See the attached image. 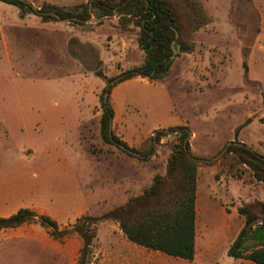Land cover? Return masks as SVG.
<instances>
[{
    "label": "rangeland",
    "instance_id": "374dc122",
    "mask_svg": "<svg viewBox=\"0 0 264 264\" xmlns=\"http://www.w3.org/2000/svg\"><path fill=\"white\" fill-rule=\"evenodd\" d=\"M26 1L39 9L45 5L69 8L88 0ZM176 2L181 25L179 41L193 49L196 29L192 13L184 1ZM237 18L242 53H232L230 37L211 40L218 47L205 49L212 57L222 56L218 60L225 66L215 68L213 61L211 73L216 77L211 79L209 87L196 93L189 82L176 81L172 75L167 80L174 106L172 112L167 110V102L158 87L131 81L128 89H123L121 83L112 88L111 91L117 86L118 90L122 89L119 118L125 121L124 125L131 124L135 134L120 133L113 127L111 131L135 156L100 138L99 96L104 80L99 78L100 84L93 94L83 99L89 115L86 117L85 109H81L82 117L86 118L77 128L66 120L77 108L78 99L73 86L61 76L73 71L77 59L83 58L88 60L87 67L98 68L106 78L117 77L130 69V65L139 66L144 54L137 45V30L131 26L121 30L115 17L100 26L95 25L94 19L84 27L60 21L43 23L39 16L22 14L0 2V35L6 39L12 63L11 72L3 63L0 65V211L8 206L5 200L9 185H5V179H11L13 171L45 167L59 160L68 162L74 169L76 194L86 198L83 208L60 225L70 226L82 216L99 218L141 194L156 175L165 174L176 136L168 134L158 143H152L151 137L171 128L169 125L184 124L193 133L188 140L191 154L199 160L193 260L171 258L134 245L127 241L116 222L106 220L97 224L90 261L92 264H253L226 254L243 227L237 208L264 203V184L221 153L223 146L236 137L264 157V62L251 66L245 74L242 61L256 31V21L252 15ZM247 119L251 122L238 129ZM157 126L167 128L151 131ZM149 152L151 155L146 156ZM252 211L260 219V208L256 206ZM27 237H32L38 246L67 249L68 257H73L76 264L82 246L76 234L64 241H53L45 230L31 225L24 227L21 235H12L14 241L15 238L22 241L17 243L22 246L28 245L24 242Z\"/></svg>",
    "mask_w": 264,
    "mask_h": 264
},
{
    "label": "trees",
    "instance_id": "16d2710c",
    "mask_svg": "<svg viewBox=\"0 0 264 264\" xmlns=\"http://www.w3.org/2000/svg\"><path fill=\"white\" fill-rule=\"evenodd\" d=\"M182 1L192 13L195 29L207 23L197 1ZM0 2L13 6L22 14L39 16L43 23L59 21L51 14L77 27L91 25L88 22L91 19H94L95 25L100 26L105 20L115 17L121 30H127L130 26L137 30V45L144 54L140 66L128 69L114 78H106L99 70L95 71V75L105 83L99 96L100 138L107 144L117 147L121 145L130 150L109 131V124L113 119L109 96L115 85L132 78L163 81L168 75L173 63L171 43L175 40V32H181L176 0H88L69 8L45 5L39 9L33 8L26 0ZM175 44L180 46L179 53H188L192 49L188 44L181 43L179 37ZM243 67L245 70L244 64ZM250 122L251 119L245 120L238 129ZM171 133L176 136V142L167 160L165 174L156 175L149 187L124 205L107 211L99 218L82 216L63 229L48 216H38L29 209H19L7 218H0V231L36 223L48 230L50 237L57 241L76 234L82 243L77 264H92L90 255L97 224L111 220L118 224L128 242L171 258L192 261L196 250L195 203L199 160L191 154L188 141L190 131L186 126L158 131L151 137V142L158 143L161 137ZM228 143V146L227 143L223 146L222 151H225L222 157H230L237 165L249 170L253 179L264 184V157L236 139ZM152 149L153 145L150 152ZM150 152L145 155H151ZM256 206L260 208V219L252 211ZM237 214L243 218V227L228 247L227 257L264 264V203L241 206L237 208Z\"/></svg>",
    "mask_w": 264,
    "mask_h": 264
},
{
    "label": "crops",
    "instance_id": "0c3cea01",
    "mask_svg": "<svg viewBox=\"0 0 264 264\" xmlns=\"http://www.w3.org/2000/svg\"><path fill=\"white\" fill-rule=\"evenodd\" d=\"M195 1L201 5L203 14L206 15L207 23L196 29L194 33V48L188 53H180V56L175 57L168 75L162 82L149 81L145 78L135 77L124 81L121 84L119 83L120 85H123V89H128L131 81L138 84H144L149 87H158V92L164 96L163 98L167 102V110L169 113L172 112V109H174L167 87V80H169L172 75L176 81L189 82L193 91L196 93V90L200 92L201 89L209 87L211 79L216 77L211 73V70L213 69V61L215 68L219 67L222 69L225 66V64H222L218 60L223 59L222 56L212 57L208 53L207 49H205L207 47H218V45L212 43L211 40H215L216 37H230L232 39L233 46L231 48L232 53H242L240 42L241 26H239L237 16L252 15L256 21V31L252 37L250 47L246 50L242 61V68H244V64L246 75L248 74L251 66L258 64L259 62L261 64L264 62V0ZM243 26L246 27L245 25ZM200 50L205 53L200 55L198 53ZM72 56H75L74 52H72ZM72 58L75 59V57ZM228 61L229 55L226 62L227 64ZM99 62H101V60ZM2 63L10 72L12 71L11 56L8 52L6 39L3 35L0 38V65ZM88 64V60L86 62L84 58L83 60L77 59L74 70L68 72L64 76H61V78H66L73 86L74 94L78 99L77 108L72 110L66 120L71 123L72 126H76L77 128L89 115V108L86 104H84L83 99L88 98V96L93 94L94 90L100 84L99 78L95 75V71H97L98 68H89L87 67ZM130 67L133 68L138 66L130 65ZM118 87L119 86H117L114 91H111L109 96L113 110L111 127L114 129L116 128L120 133L129 132L132 135L135 134L132 125H124L125 121L122 120L121 116L119 118L121 109L119 98L122 89L118 90ZM81 109H85L86 117L84 118L82 117L84 115L82 114ZM43 121L45 122L44 118ZM176 126L186 125L173 124L167 127ZM167 127L157 126L151 131ZM190 137H193V133H190ZM238 142L242 143L241 140ZM242 144L246 145L245 143ZM198 171L199 167L197 168L196 196ZM13 173L14 175H12L11 179H5V181H7L5 185H9L6 186V191H9V194L6 196L5 200L8 202V206H3L4 209L0 211V218H7L15 214L19 209H29L38 216L45 215L50 217L57 223L60 229H63L68 228L69 226L62 227L60 224L63 223L66 218L73 216L75 212L83 208L85 204L86 198L76 194L77 185L74 177V169L68 162L64 163L59 162V160H55L45 167L38 166L37 168H18L13 171L12 174ZM32 209H35L36 212ZM31 225H36L42 228L36 223H29L23 224L17 228L3 229L0 231V264H75L73 261L74 258L68 257L67 249L38 246L35 244V240L32 237L25 238L24 242L28 245H18L17 243L22 241H19V238H15L16 240L14 241L12 235H21V231L24 230V227ZM42 229L45 230L50 237L48 230L44 228ZM68 237L64 238L62 241ZM50 238L53 241H57L52 237Z\"/></svg>",
    "mask_w": 264,
    "mask_h": 264
},
{
    "label": "water",
    "instance_id": "95a60500",
    "mask_svg": "<svg viewBox=\"0 0 264 264\" xmlns=\"http://www.w3.org/2000/svg\"><path fill=\"white\" fill-rule=\"evenodd\" d=\"M42 15H45V13H41ZM52 16H54L57 20H59L60 22H68L66 20H60L58 16L54 15V14H51ZM92 20H89L88 22L90 23ZM179 37V34L177 32H175V35H174V39L177 40ZM175 40L171 43V49H172V56H171V60H173L176 55L180 52V46L175 44ZM118 79H116L117 81ZM104 100H106V94L104 95ZM109 131H111V122L109 124ZM236 139V137H235ZM234 139V140H235ZM230 143H227L226 146H228ZM118 148H120L121 150H124V151H127L128 153L132 154V155H135L137 156V154L131 152L130 150H127L125 147L121 146V145H118ZM225 151V149L222 151V153Z\"/></svg>",
    "mask_w": 264,
    "mask_h": 264
}]
</instances>
